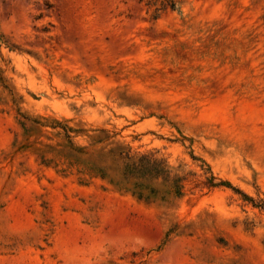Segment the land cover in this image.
<instances>
[{"label":"rangeland","instance_id":"374dc122","mask_svg":"<svg viewBox=\"0 0 264 264\" xmlns=\"http://www.w3.org/2000/svg\"><path fill=\"white\" fill-rule=\"evenodd\" d=\"M175 1L0 0V264H264V0Z\"/></svg>","mask_w":264,"mask_h":264},{"label":"trees","instance_id":"16d2710c","mask_svg":"<svg viewBox=\"0 0 264 264\" xmlns=\"http://www.w3.org/2000/svg\"><path fill=\"white\" fill-rule=\"evenodd\" d=\"M154 5H156L155 11L165 8V7H170L171 9H173L176 5V1L175 0H156Z\"/></svg>","mask_w":264,"mask_h":264}]
</instances>
